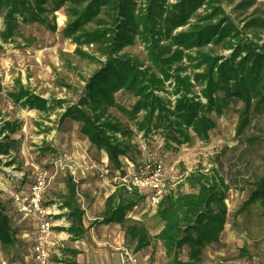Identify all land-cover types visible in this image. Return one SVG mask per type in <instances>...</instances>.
<instances>
[{"label": "trees", "instance_id": "trees-1", "mask_svg": "<svg viewBox=\"0 0 264 264\" xmlns=\"http://www.w3.org/2000/svg\"><path fill=\"white\" fill-rule=\"evenodd\" d=\"M70 0H0V15L5 28H0L4 39L12 35L22 22H38L56 30L55 16L48 18ZM79 4L85 0H72ZM51 2L49 8L45 4ZM255 0H242L239 7H248ZM205 7L203 12L198 10ZM73 19L64 27V34L81 45L96 43L105 60L88 78L79 100L66 106L60 121L71 118L81 124L80 131L99 150L107 153L109 161L120 175L126 173L122 156H129L135 147L133 130L109 112L111 107H122L145 135L165 130L174 141H188L190 131L200 138L209 137L216 126L212 114L221 116L231 110L234 102L242 101L237 133L251 123L254 114L264 111V41L247 36L251 24L264 18H251L240 27L226 12L222 0H87L83 7L72 8ZM88 22L96 25L87 28ZM186 28L179 29L181 26ZM137 40L144 43L150 64L138 56L122 52ZM219 46L229 53L219 52ZM77 52L90 56L80 46ZM172 89L167 88V82ZM9 92L17 104L29 108L49 109L48 99L34 93L22 84ZM198 87V91L195 89ZM131 91L136 100L130 109L121 106L115 94ZM2 87L0 86V93ZM170 92L175 99L159 95ZM205 99V101H204ZM62 102V100H61ZM142 117L139 118V114ZM18 122L0 123V161L6 165L16 161L12 151L19 140L12 136ZM20 166H18L19 168ZM17 168V169H18ZM188 180L199 185L197 191L180 192L171 189L157 206L163 227L150 236L141 224H128L127 233L137 239L139 250L161 240L166 254L174 256L177 264H199L203 248L220 240L228 214L226 194L230 188L225 178L214 168L208 172L191 174ZM64 204L69 208L71 223L65 229L72 239L81 238L86 227L85 210L77 198L72 175L67 183ZM141 193L136 187L118 185L106 200L100 222H118L125 225L128 210L137 204ZM264 198V175L255 182L244 205ZM8 203V206L7 204ZM11 202L0 188V241L3 248L16 246L19 230L13 224ZM188 246V260L178 254ZM78 248L68 247L59 258L62 264H81L76 256ZM154 253V250H153Z\"/></svg>", "mask_w": 264, "mask_h": 264}, {"label": "rangeland", "instance_id": "rangeland-1", "mask_svg": "<svg viewBox=\"0 0 264 264\" xmlns=\"http://www.w3.org/2000/svg\"><path fill=\"white\" fill-rule=\"evenodd\" d=\"M176 1L168 0L169 3ZM240 1L242 0H222L226 12L240 27L251 18H264V0H255L248 7H239ZM86 3L87 0L79 4L70 0L55 12H49V19L55 16L56 30L38 22H22L19 16L18 26L8 39H4L0 33V123L4 120L18 122L17 130L12 136L19 140L17 149L12 151L15 163L6 165L9 160L7 157L0 161V186L7 194L11 187L7 184L8 180L15 183L14 188L20 183V179L16 181L7 174L9 167L16 172H23V179L27 181L33 180L38 169H50L54 179L47 188L46 198L64 200L68 174L66 169L58 167L54 162L61 152L72 154L77 166L86 165L84 159H91L99 167L103 165L102 158L106 155L104 150L89 143L80 131L81 124L71 118L60 121L66 106L79 100L88 78L99 68L101 61L105 60L96 43L78 45L63 32L69 19L74 18L72 8L83 7ZM45 5L50 8L51 2ZM204 8L201 7L198 11L203 12ZM95 25V22H88L86 27ZM187 26H181L178 30ZM0 28H5L2 15ZM246 33L261 43L264 41V26L261 21L251 24ZM78 46L91 55H80L76 50ZM122 52L136 55L146 64L151 63L144 43L140 40L127 45ZM219 52L229 53L230 50L219 46ZM19 84L47 98L49 109L29 108L12 101L9 92L17 90ZM166 84L171 90L169 81ZM195 89L198 91L199 88ZM159 95L175 99V95L170 92L159 91ZM115 96L117 102L128 109L136 100L131 91L124 89ZM242 109L243 102L237 101L232 104L230 111L221 116L212 114L216 126L210 130L208 138L202 139L190 131L191 138L188 141L177 142L170 137L165 138L169 136L167 130L166 135L161 134V131L145 135L136 128L134 120L122 107L109 108L113 116L133 130L132 141L135 147L129 156L121 157L128 166L127 169L124 167L125 171H134L144 159L154 156L165 165L167 172L164 184L167 190L175 188L180 192L197 191L199 185L192 184L188 180L189 176L199 171L208 172L212 168L230 185L226 194L227 221L220 240L203 248L199 264H264V198L244 205L255 188L256 180L264 175V111L254 114L251 123L239 134L237 124ZM141 117L142 113L139 114V118ZM18 166L22 170L17 169ZM111 167L116 169L113 165ZM96 168H93L94 175L91 178L94 180L90 187L87 190L79 187L77 194L78 202L86 212L84 218L88 229L79 239L69 236L61 243L51 245L50 264H62L59 258L68 247L82 251L76 256L81 264H177L174 256L165 253L161 240L152 239L151 244L137 250V239L127 233L128 224L143 225L150 236H154L163 227L157 207L148 203L146 195H141L137 204L128 210L125 225L120 224L115 233L110 228L97 227L96 221L90 219L92 214L102 213L101 202L97 206L95 202L97 194L102 192L100 183L104 177L102 170L99 168L100 172H97ZM112 168H109L108 173L112 172ZM18 187L22 189L21 184ZM94 188L97 192L93 194ZM84 191L90 192V195H85ZM11 211L15 213L13 208ZM109 233L115 238L109 239ZM33 234L32 226L26 225L18 233L19 242L16 246L3 248L0 241V261L10 259L16 264H35L32 258ZM188 250V246H185L178 254L179 258L187 260Z\"/></svg>", "mask_w": 264, "mask_h": 264}, {"label": "built area", "instance_id": "built-area-1", "mask_svg": "<svg viewBox=\"0 0 264 264\" xmlns=\"http://www.w3.org/2000/svg\"><path fill=\"white\" fill-rule=\"evenodd\" d=\"M54 162L58 167L67 168L73 175H76V158L69 152H61ZM102 171L108 173L109 170L104 166ZM166 172L165 165L161 160H156L154 156H149L134 171H126L124 175H116L114 181L118 185L123 184L128 188L136 187L139 192L146 195L148 203L152 207H157L169 192L164 184ZM7 174L16 181L23 177L21 172H16L11 167L8 168ZM51 178L52 174L49 169L40 168L35 172L28 189H19L17 184V188H14L13 183L8 189L11 207L16 211V214L19 213L21 216L31 218L38 224L32 245V258L35 264H50L49 246L55 226L58 225L56 215L63 213V211L58 209V203L49 205L44 202V190ZM0 188L3 189L1 186ZM68 224L66 223V225ZM0 263L16 264L10 259H1Z\"/></svg>", "mask_w": 264, "mask_h": 264}, {"label": "crops", "instance_id": "crops-1", "mask_svg": "<svg viewBox=\"0 0 264 264\" xmlns=\"http://www.w3.org/2000/svg\"><path fill=\"white\" fill-rule=\"evenodd\" d=\"M88 140V138H87ZM89 141V140H88ZM89 143L91 145H93L90 141ZM95 148L96 146L93 145ZM105 152V151H104ZM105 157L102 158V163L103 165L101 167L97 166L96 164L93 165L92 163V160L89 159L88 161L84 159L86 165H82V164H79V166H76V175H73L70 170H68L67 168L66 169V172L68 174V178H67V183H68V180H69V176L72 175L73 177V181L75 182V185H76V191H77V194L78 193V188H83L85 190H87L89 187H90V183L92 180H94V178H91L93 175H94V170L93 168H96V167H99L100 170H102V167L106 166L109 170V168L111 169V162L109 161V158L107 156V153L105 152ZM122 159V158H121ZM123 161V160H122ZM87 162V163H86ZM124 163V162H123ZM124 167L127 169L128 166L126 164H124ZM99 168H96V171L100 172ZM19 170H22V168H18ZM50 170V169H49ZM21 172V171H20ZM51 172V171H50ZM103 172V181H101L100 185H101V190L102 192L97 194L98 197L96 198V202H95V205L97 206L98 203L101 202V205H102V213L98 214V215H93L90 217V219L92 218L93 220L96 221V226L99 227V228H110L109 230H114V233L116 232L115 230L117 229V227L121 224V223H118V222H115V221H112V222H100L103 218V214H104V211H105V208H106V200L108 198V196L113 193L116 188L118 187L117 183L114 181V177L118 174H120L119 170L117 169H114L112 168V172L111 173H104ZM21 174L24 176L23 172H21ZM52 174V172H51ZM54 179V175L52 174V178L51 180ZM50 180V182H51ZM32 181H27L25 178L23 179H20V183L21 184V188L26 190L29 188V185L31 184ZM49 182V184H50ZM15 184L13 181L11 180H8L7 184L8 186ZM18 184V185H19ZM48 184V186H49ZM67 185V184H66ZM48 186L46 187V189L44 190V194H43V197H44V202L46 204H55L58 203L59 204V207L58 209L63 211V213L61 214H57L56 217V221L58 223L57 226H55V231H54V234H53V237H52V240H51V243H50V246L53 245V244H59L63 241V239L65 238H68L69 236L71 237V235L69 234V232L65 229V227H67L68 225H70L71 221L70 219L67 217V214L69 212V208L64 204V200H65V197L67 195H65L64 197V200L58 198L56 199L55 197H51L49 199L46 198V191H47V188ZM97 184L94 185V187H96ZM172 189V188H171ZM170 189V190H171ZM175 189V188H174ZM67 191H68V187H67ZM181 191V190H180ZM97 190H93V194L96 193ZM186 192H191V191H186ZM186 192H183V193H186ZM141 193V192H140ZM84 194L85 195H90V192L88 191H84ZM141 195H144L143 193H141ZM78 198V196H77ZM86 214V212L84 213V215ZM11 215L13 217V224L14 226L17 227V229L20 231H23L25 229V226L26 225H31L33 230H34V234L32 235L33 239H34V236H35V232H36V228H37V222L34 221V220H31V218H28V217H25V216H21V214L17 213L16 214V211L15 213L13 211H11ZM14 221H16V223H14ZM83 221H84V224H85V227L88 229V226H87V221L85 220V218L83 217ZM66 223H69L68 225H66ZM162 228V226H161ZM161 228L159 229V231L161 230ZM86 229V231H87ZM86 233V232H85ZM158 233V232H157ZM156 233V234H157ZM108 238L109 239H114V235L113 234H108ZM120 236V234H118ZM155 235V234H154ZM135 239V238H134ZM155 240V239H154ZM152 241V240H151ZM159 241V239H158ZM151 244V243H150ZM149 245V244H148ZM49 246V247H50ZM146 247V246H145ZM144 248V247H143ZM80 250V249H79ZM153 250L155 251V248H153ZM82 252V251H81ZM80 252V254H81ZM166 253V252H165ZM152 254H154L152 252ZM188 260V259H187ZM78 261V260H77ZM79 262V261H78ZM201 262V261H200ZM80 263V262H79Z\"/></svg>", "mask_w": 264, "mask_h": 264}]
</instances>
